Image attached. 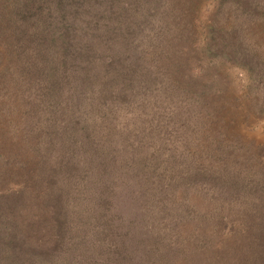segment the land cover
<instances>
[{"label":"trees","instance_id":"1","mask_svg":"<svg viewBox=\"0 0 264 264\" xmlns=\"http://www.w3.org/2000/svg\"><path fill=\"white\" fill-rule=\"evenodd\" d=\"M180 2L0 0V264H264V163L165 60ZM217 2L202 48L264 77V0Z\"/></svg>","mask_w":264,"mask_h":264},{"label":"rangeland","instance_id":"2","mask_svg":"<svg viewBox=\"0 0 264 264\" xmlns=\"http://www.w3.org/2000/svg\"><path fill=\"white\" fill-rule=\"evenodd\" d=\"M185 5L187 8L192 7L189 13L191 20L185 15ZM179 7L187 23L184 22V17L179 16L178 31L172 29L165 36L166 39L162 45L165 51L169 52L165 60L172 68H175L176 78L182 84L203 90L204 103L209 111L207 118L210 119L208 123L210 130L222 132L225 138L241 145L240 153L245 155L253 152L263 164L264 97L258 92L264 87V77L259 70L262 69V64L244 56L246 66L243 67L231 58L226 59L204 51L202 43L207 36L208 25L213 21L217 23L226 21L225 17H219V11L222 8L217 0H192L191 2L181 0ZM248 30L253 43L264 45V24L261 21L249 25ZM228 35L229 37L225 36L226 39L233 37L232 33ZM256 49L257 54H264V48ZM213 53L218 52L213 51ZM85 185L94 192H99L94 181H88ZM86 193L91 198L92 195ZM123 206L127 208V204L124 203ZM199 206L203 207L202 204ZM116 211L119 213L118 209ZM236 224L238 223L234 222L233 226ZM208 230V225L203 228L204 232ZM228 230L226 227L218 233V237L214 236V241L218 240L220 246L221 244L224 247L230 245L231 235ZM100 257V255L96 258L91 257L87 261L99 260Z\"/></svg>","mask_w":264,"mask_h":264}]
</instances>
